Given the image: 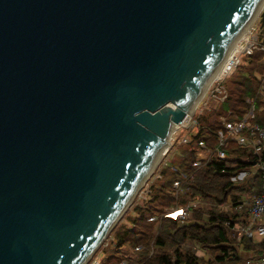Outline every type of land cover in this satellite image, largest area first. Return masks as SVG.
Returning <instances> with one entry per match:
<instances>
[{
  "label": "water",
  "instance_id": "obj_1",
  "mask_svg": "<svg viewBox=\"0 0 264 264\" xmlns=\"http://www.w3.org/2000/svg\"><path fill=\"white\" fill-rule=\"evenodd\" d=\"M264 0H0V264H84Z\"/></svg>",
  "mask_w": 264,
  "mask_h": 264
},
{
  "label": "trees",
  "instance_id": "obj_2",
  "mask_svg": "<svg viewBox=\"0 0 264 264\" xmlns=\"http://www.w3.org/2000/svg\"><path fill=\"white\" fill-rule=\"evenodd\" d=\"M263 60L262 51L253 50L249 53L225 80L228 91L225 101L218 105L211 104L208 112L195 113L198 127L191 133V140L179 141L183 131L179 133L174 143L176 150L172 155L173 162L164 164L163 159L166 157H163L157 163L149 179L148 196L133 197L120 216L124 221L119 217L91 255L99 256L97 264H242L245 258L237 251L238 243L244 249L252 251L253 259L264 254V240L246 235L236 240L224 223L225 220L231 223L246 221L245 209L233 213L231 210L222 211L211 207L206 210L207 219H202V211L196 208L192 219L182 225L177 224V217L166 212L168 207L183 205L192 195L200 198L211 196L216 201H221L227 195L239 197L236 189L243 192L241 190L255 186L256 190L253 192L260 190L261 179L258 172L236 185L232 179L237 169L244 168L253 161L254 154L248 147L241 148L230 141L226 147V158L219 159L210 155L197 166L193 161L200 140H204L208 146L215 145V132L221 126L219 115L227 108L236 113L246 108L244 99L252 95L257 86L252 74L264 69ZM263 117L264 113L260 121ZM170 165L177 170L171 169ZM179 172L186 176H180ZM177 178L182 186H189L187 194L178 193L173 187V180ZM152 215L156 216L155 219L150 218ZM129 223L135 224L137 230L130 229ZM186 239L197 241L199 247L207 252V258L186 248L183 245Z\"/></svg>",
  "mask_w": 264,
  "mask_h": 264
},
{
  "label": "built area",
  "instance_id": "obj_3",
  "mask_svg": "<svg viewBox=\"0 0 264 264\" xmlns=\"http://www.w3.org/2000/svg\"><path fill=\"white\" fill-rule=\"evenodd\" d=\"M261 9L263 10L264 8L262 7ZM249 28L247 39H242V41L238 40L241 47L229 54V57L225 62L224 70L210 80L203 90L201 98L198 100V102L203 101V103L196 109V111H202L203 108L206 107L208 101H212L215 105L225 101L228 95L225 80L240 63L242 54L248 52L249 49L259 50L264 53V20L261 24L255 23ZM253 78L255 79L257 86L252 95L245 97L244 100L247 104L246 108L240 113H236L232 109L227 108L224 113L219 115L221 126L215 132V145L208 146L204 140H200L198 149L195 150L196 158L193 161V164L197 166L202 162H205L210 155H214L219 159L226 158V147L230 141H233L239 147H248L253 152V162L261 179L260 190L252 192L251 195L240 196L237 198L227 195L226 198L221 201H216L211 196L208 198H200L194 195L189 196L183 205L175 207L171 206L166 209V212L169 215L177 217L178 225L185 224L191 220L194 209L196 208H199L202 211V219H207L208 216L206 210L211 207H215L222 211L231 210L233 213L245 209L247 214L246 221L234 223H231L229 220L224 221L229 232L236 240H240L243 235L264 240V123L257 119V116L262 115L264 112V69L254 71ZM195 107H197V103ZM195 113L196 112L185 115L171 131L170 137L178 127L190 126V128H193L195 131L198 127ZM190 120L191 123L189 124ZM181 131L183 130H179L177 136ZM190 140L191 133H188L187 130L183 131L179 136V141L189 142ZM172 142L173 141L169 140V144L162 154L168 150ZM166 162V158L163 159V163L166 164ZM170 167L174 171L177 170L173 165H170ZM219 170L223 171V168H220ZM179 174L182 177L186 176L183 172H179ZM232 178L234 179L233 176ZM172 184L178 193L187 194L189 192V186H182L178 178L174 179ZM140 186L138 190L140 189ZM138 190L137 194L135 193L136 197L146 198L150 188L149 185H147L141 191L138 192ZM155 217V215H152L150 218L155 219ZM128 226L133 231H136L138 228L132 223H129ZM191 243L199 247L197 241L190 239H186L183 245L190 249L191 247L189 245ZM98 259L99 256L96 255L89 257L84 264H97ZM242 264H264V254L256 259H245Z\"/></svg>",
  "mask_w": 264,
  "mask_h": 264
},
{
  "label": "rangeland",
  "instance_id": "obj_4",
  "mask_svg": "<svg viewBox=\"0 0 264 264\" xmlns=\"http://www.w3.org/2000/svg\"><path fill=\"white\" fill-rule=\"evenodd\" d=\"M263 8H264V6H262ZM261 7V8H262ZM259 9V11L250 19V21H249V23H248V25L246 26L247 28H249L251 25H254L255 23H260L261 24V22H263V20H264V16H263V12H264V9L262 10V9ZM249 30H250V28H249ZM246 31V29L243 31V33ZM242 33V34H243ZM242 34L239 36V37H241L242 36ZM238 37V38H239ZM242 39L243 38H240L239 40H241L242 41ZM253 50H255V49H249L248 50V52H246V53H244V54H242V57H241V61H240V63L239 64H241L242 62H243V58H245V57H247L248 55H249V53H252L253 52ZM246 62V60L243 62V63H245ZM201 98V95H200V97H199V99ZM198 99V100H199ZM202 100V99H201ZM197 103V107H195L196 106V104H195V106H194V109H193V112H198V110L196 111V109L198 108V107H200L201 105H202V103H203V101H197L196 102ZM211 104H213L212 103V101H208L207 102V104H206V107H204L203 108V110H202V112L204 111V112H208V111H210L211 110ZM210 108V109H209ZM192 116V115H191ZM191 123V120H190V122H189V124ZM179 130H183V131H186L187 130V132L188 133H192L193 131H194V129L193 128H190V126H188V127H178L173 133H172V135H171V137H170V139L169 140H171V141H173L172 143L174 144L175 143V140H176V136H177V133L179 132ZM173 144H170V146H171V148H170V151L169 150H167L164 154H162L161 155V157H160V159L159 160H161L163 157H166V161L167 162H173V160H172V155H173V152H175V150H176V146H175V144L173 145ZM169 146V147H170ZM159 162V161H158ZM157 162V163H158ZM157 166V164L154 166V168L147 174V176L145 177V179L143 180V182H142V184H141V186H140V189L138 190V192L139 191H141L145 186H147L148 185V183H149V179L152 177V175H153V171H154V169H155V167ZM136 194H137V192H136ZM132 201V200H131ZM129 205V204H128ZM128 207V206H127ZM120 219L122 220V221H124V218L123 217H120ZM107 235H108V233H107ZM106 238V237H105ZM191 248H190V250L191 251H193V252H198V253H200V254H202L203 255V257L206 259L207 258V256H208V254H207V252L204 250V249H201L200 247H197L195 244H190L189 245ZM96 256H98V255H96Z\"/></svg>",
  "mask_w": 264,
  "mask_h": 264
},
{
  "label": "crops",
  "instance_id": "obj_5",
  "mask_svg": "<svg viewBox=\"0 0 264 264\" xmlns=\"http://www.w3.org/2000/svg\"><path fill=\"white\" fill-rule=\"evenodd\" d=\"M264 62V60H263ZM264 64V63H263ZM253 75V74H252ZM264 113V112H263ZM262 113V114H263ZM260 115V114H259ZM260 116H257V119L260 121ZM262 123H264V117L261 119ZM235 171V170H233ZM257 173L256 171V166L254 165V162L252 161L249 165L245 166L244 168H240V169H237V172L235 175H233L234 179V185H236V183L238 184V182H241L242 180H245V179H248L249 177H252L254 176L255 174ZM236 189V188H235ZM236 193L238 192L239 193V197L240 196H247L249 195L250 193H252L253 191L256 190V187L255 186H252L250 189L248 190H241L243 192H240L238 189H236ZM237 251L239 253V255L245 259H249V258H252V251L250 250H247V249H244L241 245V243H238V247H237Z\"/></svg>",
  "mask_w": 264,
  "mask_h": 264
},
{
  "label": "bare ground",
  "instance_id": "obj_6",
  "mask_svg": "<svg viewBox=\"0 0 264 264\" xmlns=\"http://www.w3.org/2000/svg\"><path fill=\"white\" fill-rule=\"evenodd\" d=\"M260 8H261V6L256 9V12L252 15V17L259 11ZM249 21L243 26L241 32L239 33V36L243 33V31L245 29H246V31L242 34L241 37L238 36L239 38H237V40L229 47L227 53L225 54V56L223 57V59L219 62V64L216 67L215 71L211 75V78L208 80L207 84L210 82V80H212L214 77H216V75L220 74L224 70L225 62H226V59L229 57V54L232 53L233 51H235L236 49H238L239 47H241V44H240V42H238V40L240 38H243V40L247 39V36H248V28L246 26L248 25ZM207 84L205 85V87L207 86ZM205 87H204V89H205ZM179 122H180V120L178 122L173 123L171 131L175 128V126Z\"/></svg>",
  "mask_w": 264,
  "mask_h": 264
}]
</instances>
